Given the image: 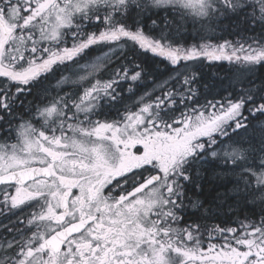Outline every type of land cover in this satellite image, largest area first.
I'll return each mask as SVG.
<instances>
[{
	"label": "snow or ice",
	"instance_id": "1",
	"mask_svg": "<svg viewBox=\"0 0 264 264\" xmlns=\"http://www.w3.org/2000/svg\"><path fill=\"white\" fill-rule=\"evenodd\" d=\"M261 69L264 0H0V264H264Z\"/></svg>",
	"mask_w": 264,
	"mask_h": 264
},
{
	"label": "trees",
	"instance_id": "2",
	"mask_svg": "<svg viewBox=\"0 0 264 264\" xmlns=\"http://www.w3.org/2000/svg\"><path fill=\"white\" fill-rule=\"evenodd\" d=\"M148 24L150 25V22H148ZM221 35L222 34L219 31H216L215 33H209L208 37H211V36L220 37ZM184 39H186L188 44L191 45L193 43H203V42H211L213 44L222 43L223 40H235V39H237V37L229 36L227 34H223L221 39H208V38L202 39V35H198L197 31L195 29H188ZM149 55H151V54H149ZM231 67H232V65L226 60L223 62H216L213 64H209V62L207 60H205L203 71L209 77L213 76V75L224 77V76H227L230 74L228 72V69ZM261 71H264V69H261ZM207 187H208V185H206V188ZM245 213L250 214V210L244 209L243 212L241 213V217ZM185 219H187V222H191L194 219V217H186ZM201 222L207 224L209 228H211L213 225L219 223V221L215 220V219L207 220V221H201ZM222 226L231 227L234 225L228 224V225H222ZM202 231H204V230L202 229ZM204 235H205L204 243L206 246L208 233L205 232Z\"/></svg>",
	"mask_w": 264,
	"mask_h": 264
},
{
	"label": "flooded vegetation",
	"instance_id": "3",
	"mask_svg": "<svg viewBox=\"0 0 264 264\" xmlns=\"http://www.w3.org/2000/svg\"><path fill=\"white\" fill-rule=\"evenodd\" d=\"M186 220V222H187V219H185ZM214 242H217V241H214ZM207 244V243H206Z\"/></svg>",
	"mask_w": 264,
	"mask_h": 264
}]
</instances>
